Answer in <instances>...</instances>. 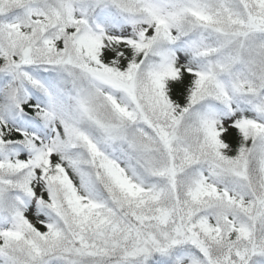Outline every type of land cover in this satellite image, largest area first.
Instances as JSON below:
<instances>
[{
  "label": "snow or ice",
  "instance_id": "1",
  "mask_svg": "<svg viewBox=\"0 0 264 264\" xmlns=\"http://www.w3.org/2000/svg\"><path fill=\"white\" fill-rule=\"evenodd\" d=\"M0 264H264V0H0Z\"/></svg>",
  "mask_w": 264,
  "mask_h": 264
}]
</instances>
